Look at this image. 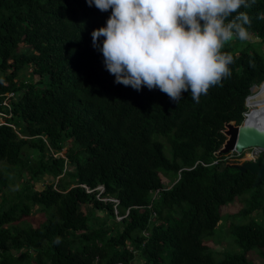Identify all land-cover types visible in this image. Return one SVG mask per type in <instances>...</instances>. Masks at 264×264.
I'll list each match as a JSON object with an SVG mask.
<instances>
[{
    "label": "trees",
    "instance_id": "obj_1",
    "mask_svg": "<svg viewBox=\"0 0 264 264\" xmlns=\"http://www.w3.org/2000/svg\"><path fill=\"white\" fill-rule=\"evenodd\" d=\"M241 11L248 37L264 44V0ZM110 12L86 0H0V264L264 259V180L220 151L226 124L242 122L250 87L264 80V53L225 42L231 76L198 103L184 92L177 104L114 83L91 38ZM44 175L52 181L34 189ZM237 199L220 237V207ZM35 210L37 226L22 220ZM223 238L235 249L207 244Z\"/></svg>",
    "mask_w": 264,
    "mask_h": 264
},
{
    "label": "clouds",
    "instance_id": "obj_2",
    "mask_svg": "<svg viewBox=\"0 0 264 264\" xmlns=\"http://www.w3.org/2000/svg\"><path fill=\"white\" fill-rule=\"evenodd\" d=\"M86 2L102 12L111 10L105 26L94 29L91 38L114 83L136 91L159 89L178 104L184 92L198 103L212 86L231 76L233 57L221 49L233 37L248 38L251 19L241 9L257 0ZM59 242L57 237L54 243Z\"/></svg>",
    "mask_w": 264,
    "mask_h": 264
},
{
    "label": "rangeland",
    "instance_id": "obj_3",
    "mask_svg": "<svg viewBox=\"0 0 264 264\" xmlns=\"http://www.w3.org/2000/svg\"><path fill=\"white\" fill-rule=\"evenodd\" d=\"M246 41H248L251 45L255 46L256 49H259L261 52L264 53V44H261L259 42V40H257L252 35L250 37H248L246 40H243V41L238 39V38H236V37H233V39L229 40V42L237 43L238 48L246 45ZM258 86H259V84L258 85L257 84L252 85L250 87V91L251 92H250L249 95L254 93L257 90ZM250 109L251 108H249V110ZM255 109L258 110V111L261 110L259 108V106H257ZM2 117L3 116H0V122L3 121ZM68 145H69V141L64 144V147L66 148V146H68ZM247 148H250V147H247ZM165 152L168 153L167 149H166ZM58 154L63 156V151L58 153ZM234 163H237V162H234ZM238 163H240V162H238ZM0 166H3V165L0 163ZM23 177H24V179L27 178V175H26L25 172L23 173ZM161 179H162V182H163V184L165 186L170 185V182H169V180L166 177L161 175ZM51 181H52V177L51 176L44 175V176L39 178L34 183L33 188L34 189H38V190L42 189L47 183H50ZM11 189H12L11 191H15L17 189V186L14 185V186L11 187ZM240 206H241V202L238 201V199H237L234 202H232L231 204H227V205H224V206L220 207V212L222 214V219L219 221V224H218V227H217V232H216L217 235H220V237H223V235L226 234L227 224L229 223V217L227 215L232 214V212L237 211ZM80 209L84 213L92 212L94 214V212H95V214L98 215L99 217L104 216V212H102L101 210H95L94 208H92L91 204H89V203H81L80 204ZM252 215H254V214H252ZM263 217H264V215H261V216L258 217V219H263V221H264ZM116 219H118V218H116ZM22 220L25 221V222H28V223H30L32 225L37 226L38 223H40L43 220V214L41 212L35 210L29 216L23 217ZM228 241H230V239L223 238L221 240V242H219L218 244L211 243V241H207V244L213 246V248L215 250H218V251H220V250H222L224 248L229 249V250L235 249V247L230 246V243ZM263 250H264V248H263ZM250 257L255 262V264H264V259L262 257L258 256L256 253H251ZM140 262H141V260L139 259L138 256H136L135 260H134V262H132V264H139Z\"/></svg>",
    "mask_w": 264,
    "mask_h": 264
},
{
    "label": "water",
    "instance_id": "obj_4",
    "mask_svg": "<svg viewBox=\"0 0 264 264\" xmlns=\"http://www.w3.org/2000/svg\"><path fill=\"white\" fill-rule=\"evenodd\" d=\"M264 80L259 84L261 86ZM249 96V95H248ZM245 105L247 106V98ZM227 136L220 149L221 153H226L230 150L240 152L247 147L257 146L262 149L259 157L251 161H243L242 163H231L232 166L241 172L249 171L258 175V182L264 180V109L255 111L248 110L244 114V119L240 124H226Z\"/></svg>",
    "mask_w": 264,
    "mask_h": 264
},
{
    "label": "built area",
    "instance_id": "obj_5",
    "mask_svg": "<svg viewBox=\"0 0 264 264\" xmlns=\"http://www.w3.org/2000/svg\"><path fill=\"white\" fill-rule=\"evenodd\" d=\"M261 151H262L261 148L256 146L243 149L240 152H237L235 150H230L229 152L224 153L222 160L225 163L250 161L256 159L261 153ZM213 162H216V160H214Z\"/></svg>",
    "mask_w": 264,
    "mask_h": 264
},
{
    "label": "bare ground",
    "instance_id": "obj_6",
    "mask_svg": "<svg viewBox=\"0 0 264 264\" xmlns=\"http://www.w3.org/2000/svg\"><path fill=\"white\" fill-rule=\"evenodd\" d=\"M246 103H247V106L249 108H251L255 111H258L255 109L257 106H259V108L261 110L264 109V82L260 87L258 86L257 90L254 93H252L251 95L248 96ZM261 153H262V151H261ZM261 153L259 154V156L261 155Z\"/></svg>",
    "mask_w": 264,
    "mask_h": 264
}]
</instances>
